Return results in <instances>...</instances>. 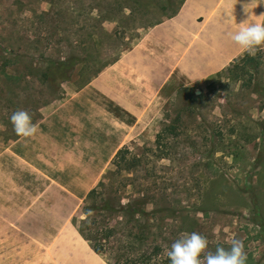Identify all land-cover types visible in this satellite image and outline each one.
<instances>
[{"label": "rangeland", "instance_id": "rangeland-1", "mask_svg": "<svg viewBox=\"0 0 264 264\" xmlns=\"http://www.w3.org/2000/svg\"><path fill=\"white\" fill-rule=\"evenodd\" d=\"M178 1L0 0V151L18 137L12 112L25 109L36 123L170 16ZM69 56L81 60L70 81L59 89L42 79L48 64ZM255 57L259 93L225 75L194 88L198 99L177 92L96 184L97 200L112 205L150 197L145 209L157 212L153 232L163 256L180 233L198 232L210 251L241 239L247 264H264V51ZM167 125L174 131L157 146ZM159 149L168 155L157 158ZM88 262L107 264L81 249V264Z\"/></svg>", "mask_w": 264, "mask_h": 264}, {"label": "crops", "instance_id": "crops-1", "mask_svg": "<svg viewBox=\"0 0 264 264\" xmlns=\"http://www.w3.org/2000/svg\"><path fill=\"white\" fill-rule=\"evenodd\" d=\"M244 7L249 22H264V0H184L44 114L34 137L0 151V264H81V249L97 256L73 218L117 151L180 89L200 86L243 54L229 33L248 18Z\"/></svg>", "mask_w": 264, "mask_h": 264}, {"label": "trees", "instance_id": "trees-1", "mask_svg": "<svg viewBox=\"0 0 264 264\" xmlns=\"http://www.w3.org/2000/svg\"><path fill=\"white\" fill-rule=\"evenodd\" d=\"M165 2L167 5H173L175 0H165ZM183 2L184 0H179L175 10L167 18L175 15ZM118 58L102 66L83 85ZM80 62L81 60L77 56H69L64 60L53 61L47 65L46 70L42 73V79L60 89L63 83L70 81L72 71ZM259 69L260 62L258 58L244 53L219 73L208 78H221L225 75L229 83H239L242 87L250 89L251 93H259L258 89L253 88V86H256L253 81ZM187 92H190L189 95L192 93L193 96L194 88H182L177 94L185 95ZM192 99H198V97L193 96ZM173 131L174 128L169 125L163 127L157 134L156 145H160L163 134H169ZM127 152L125 146L119 149L111 165L118 167ZM166 153L164 150L159 149L156 157L162 159L168 155ZM100 186L101 183L93 188L81 205L80 215L84 217L81 219L73 218V223L77 227L81 238L89 245L90 249L95 254L102 256L107 264H170L168 257L163 256V246L157 240L160 235L153 232L157 212L145 209L149 204L150 197L145 200H134L131 204L121 205L118 203L112 205L107 199L97 200L98 187ZM128 211L132 213L130 214ZM166 211L169 212V210ZM86 213H90L87 218H85Z\"/></svg>", "mask_w": 264, "mask_h": 264}, {"label": "clouds", "instance_id": "clouds-1", "mask_svg": "<svg viewBox=\"0 0 264 264\" xmlns=\"http://www.w3.org/2000/svg\"><path fill=\"white\" fill-rule=\"evenodd\" d=\"M251 3V0H250ZM248 18L239 23L234 32L229 33L231 41L242 53L255 56L264 51V22H249ZM254 15V14H253ZM264 17V13L259 15ZM15 133L24 138L34 137L39 129L33 122L32 115L25 109H17L9 117ZM90 213L85 214V218ZM209 241L198 232H182L166 251L170 264H247V252L241 239L233 238L229 247L217 246L215 251L208 249Z\"/></svg>", "mask_w": 264, "mask_h": 264}]
</instances>
